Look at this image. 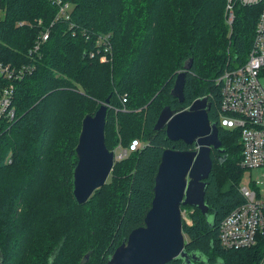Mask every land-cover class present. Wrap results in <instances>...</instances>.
Returning a JSON list of instances; mask_svg holds the SVG:
<instances>
[{
    "label": "trees",
    "instance_id": "obj_1",
    "mask_svg": "<svg viewBox=\"0 0 264 264\" xmlns=\"http://www.w3.org/2000/svg\"><path fill=\"white\" fill-rule=\"evenodd\" d=\"M57 1L0 0V62L31 67L16 87V117L0 131V264H106L144 225L162 152L195 149L155 130L159 113L204 97L222 152L210 153L208 213L181 208L190 221L182 219L184 252L190 264H256L260 250L227 251L219 243L221 221L243 202V169L237 132L218 123L217 79L245 63L259 7L236 3L227 23L225 0H60L70 5L66 19L57 18ZM43 28L49 37L29 57ZM103 47L110 58L104 62ZM185 64L191 67L180 103L171 90ZM107 100L108 151L120 142L140 145L78 205L73 171L81 122Z\"/></svg>",
    "mask_w": 264,
    "mask_h": 264
},
{
    "label": "water",
    "instance_id": "obj_2",
    "mask_svg": "<svg viewBox=\"0 0 264 264\" xmlns=\"http://www.w3.org/2000/svg\"><path fill=\"white\" fill-rule=\"evenodd\" d=\"M190 67L191 64L184 65L171 90L180 103L185 71ZM107 103L108 100L94 115L85 116L81 122L73 171V196L78 205H84L96 190L106 185L114 166L113 152L105 146ZM208 109L204 97L194 100L186 109L172 111L164 107L159 113L154 129L164 130L169 141H181L195 149L162 152L144 225L130 232L106 264H167L177 259L190 264L184 252L181 208L188 206L204 215L208 213L204 194L212 167L210 153L212 150L222 152L218 127L209 122ZM87 259L88 255L83 262Z\"/></svg>",
    "mask_w": 264,
    "mask_h": 264
},
{
    "label": "built area",
    "instance_id": "obj_3",
    "mask_svg": "<svg viewBox=\"0 0 264 264\" xmlns=\"http://www.w3.org/2000/svg\"><path fill=\"white\" fill-rule=\"evenodd\" d=\"M55 3L58 6L57 18L68 19L70 5L60 0ZM236 3L240 6H258L259 14L245 63L224 69L217 79L221 96L218 123L223 129L237 132L241 148L239 166L243 172H258L259 178L252 183L251 188H239L243 202L221 221L219 243L227 251L260 250L256 264H264V0H225L227 23L233 20V6ZM38 24L41 22L38 21ZM48 37L49 30L43 28L33 49L28 51L29 57L39 51ZM101 42L103 38H99L96 45L99 46ZM102 52L104 53L101 54L98 50L99 60L104 62L107 60L105 53L108 48L103 47ZM30 71V65L15 67L0 62V131L15 119L16 87ZM139 145L138 140L131 141L128 147L121 148L118 145L113 151L114 164L128 158ZM185 221L190 224L189 220Z\"/></svg>",
    "mask_w": 264,
    "mask_h": 264
},
{
    "label": "rangeland",
    "instance_id": "obj_4",
    "mask_svg": "<svg viewBox=\"0 0 264 264\" xmlns=\"http://www.w3.org/2000/svg\"><path fill=\"white\" fill-rule=\"evenodd\" d=\"M0 15H1V11H0ZM105 59H110V58L108 56H106ZM4 127H6V126H4ZM120 143H118V144L120 145ZM117 148L118 147H116L114 150H116ZM121 148H123V146H121ZM110 178H111V174L109 175V177L107 179V183H109ZM258 178H259L258 172H256V171H245L241 175L240 181L238 183V188H242L245 186L251 188L252 183L255 182ZM181 216H182V219H185L188 221V214H186L185 211H181ZM94 263H95V260H91L90 264H94Z\"/></svg>",
    "mask_w": 264,
    "mask_h": 264
},
{
    "label": "flooded vegetation",
    "instance_id": "obj_5",
    "mask_svg": "<svg viewBox=\"0 0 264 264\" xmlns=\"http://www.w3.org/2000/svg\"><path fill=\"white\" fill-rule=\"evenodd\" d=\"M218 122H219V120H218Z\"/></svg>",
    "mask_w": 264,
    "mask_h": 264
}]
</instances>
